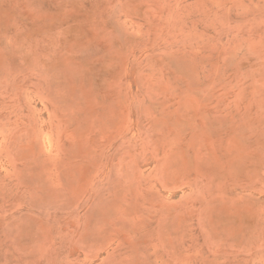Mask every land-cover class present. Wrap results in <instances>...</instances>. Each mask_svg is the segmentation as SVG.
Masks as SVG:
<instances>
[{"label": "rangeland", "instance_id": "rangeland-1", "mask_svg": "<svg viewBox=\"0 0 264 264\" xmlns=\"http://www.w3.org/2000/svg\"><path fill=\"white\" fill-rule=\"evenodd\" d=\"M0 264H264V0H0Z\"/></svg>", "mask_w": 264, "mask_h": 264}]
</instances>
